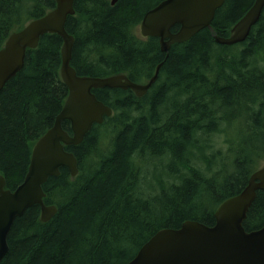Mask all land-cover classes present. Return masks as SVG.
Returning a JSON list of instances; mask_svg holds the SVG:
<instances>
[{"label": "trees", "instance_id": "trees-1", "mask_svg": "<svg viewBox=\"0 0 264 264\" xmlns=\"http://www.w3.org/2000/svg\"><path fill=\"white\" fill-rule=\"evenodd\" d=\"M163 0H74L65 29L79 76L125 74L146 83L141 97L92 89L112 114L82 142L64 146L77 160L42 185L47 222L34 205L17 217L0 264H127L158 230L192 220L214 224L216 208L239 193L264 163V8L246 39L226 46L230 29L255 0H225L211 26L160 50L137 28ZM55 7L54 0H0V49L13 32ZM178 26L171 29L175 32ZM62 39L44 34L26 49L22 69L0 91V176L14 190L35 142L53 126L68 88L60 76ZM62 127L71 135L68 121ZM221 137V138H219ZM262 163V164H261ZM264 225V189L243 226Z\"/></svg>", "mask_w": 264, "mask_h": 264}, {"label": "water", "instance_id": "water-1", "mask_svg": "<svg viewBox=\"0 0 264 264\" xmlns=\"http://www.w3.org/2000/svg\"><path fill=\"white\" fill-rule=\"evenodd\" d=\"M55 7L44 16L28 22L13 32L0 49V91L23 67L26 49L37 46L44 34L54 33L62 39L60 76L68 88L67 98L56 115L53 126L33 145L30 162L22 182L14 190L5 189L0 176V262L8 252L7 237L14 220L34 205L40 207V221L47 222L56 213L45 205L42 185L66 168L72 177L78 174L76 157L64 146L80 144L94 124H101L112 110L99 101L92 89L119 88L143 96L157 80L162 64L156 66L147 83L130 81L118 74L105 78L79 76L70 65L73 36L65 29L67 16L74 14V0H54ZM117 0H111L114 5ZM225 0H163L145 12L139 24L144 38H158L160 50L167 53L172 44L189 40L200 30L212 31L215 12ZM264 0H255L250 9L230 29L228 37L214 35L219 45L243 42L258 21ZM178 26L175 32L171 29ZM68 121L71 135L62 127ZM264 189V164L249 176L236 195L224 200L215 210L214 224L184 221L179 228H162L155 232L127 264H264V225L246 231L247 212Z\"/></svg>", "mask_w": 264, "mask_h": 264}, {"label": "rangeland", "instance_id": "rangeland-1", "mask_svg": "<svg viewBox=\"0 0 264 264\" xmlns=\"http://www.w3.org/2000/svg\"><path fill=\"white\" fill-rule=\"evenodd\" d=\"M137 31H138V33H139V28H137ZM219 138H221V137H219ZM262 164V163H261Z\"/></svg>", "mask_w": 264, "mask_h": 264}]
</instances>
